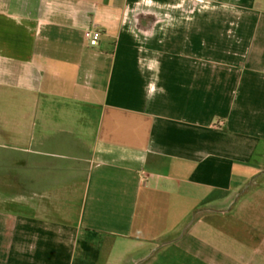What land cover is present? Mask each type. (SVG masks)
<instances>
[{"label":"crops","instance_id":"1","mask_svg":"<svg viewBox=\"0 0 264 264\" xmlns=\"http://www.w3.org/2000/svg\"><path fill=\"white\" fill-rule=\"evenodd\" d=\"M185 1L0 0V264H264V0Z\"/></svg>","mask_w":264,"mask_h":264},{"label":"rangeland","instance_id":"2","mask_svg":"<svg viewBox=\"0 0 264 264\" xmlns=\"http://www.w3.org/2000/svg\"><path fill=\"white\" fill-rule=\"evenodd\" d=\"M185 2L184 8L189 11L197 9L207 13L215 10L212 0H186ZM140 11H161L163 13L165 10L149 8L148 5H142ZM150 22L153 21H148V23ZM251 182L249 183L251 187L248 188L245 193L233 198L229 205L232 207V210L227 214L228 218L220 216V221L223 224L225 223L224 221H226L225 219H229V221L236 224L238 228L241 227L242 229L247 226V231L251 233V236L260 237L261 206L262 202H264V192L262 191V188H264V177H257L253 179L252 184ZM240 235L241 234H238V236Z\"/></svg>","mask_w":264,"mask_h":264},{"label":"built area","instance_id":"3","mask_svg":"<svg viewBox=\"0 0 264 264\" xmlns=\"http://www.w3.org/2000/svg\"><path fill=\"white\" fill-rule=\"evenodd\" d=\"M85 37L90 46H96L100 38V32L94 26H89L86 29Z\"/></svg>","mask_w":264,"mask_h":264}]
</instances>
